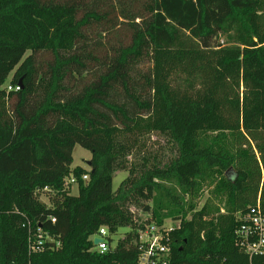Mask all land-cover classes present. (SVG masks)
I'll return each mask as SVG.
<instances>
[{
    "label": "trees",
    "instance_id": "16d2710c",
    "mask_svg": "<svg viewBox=\"0 0 264 264\" xmlns=\"http://www.w3.org/2000/svg\"><path fill=\"white\" fill-rule=\"evenodd\" d=\"M153 134L169 162L150 165ZM75 145L89 172L71 167ZM204 188L224 212H195ZM148 201L138 222L130 208ZM258 201L264 0H0V264H137L140 229L169 218L171 264H264L236 236ZM101 227L111 244L128 232L100 254ZM39 229L45 251L32 252Z\"/></svg>",
    "mask_w": 264,
    "mask_h": 264
},
{
    "label": "built area",
    "instance_id": "2783aa9c",
    "mask_svg": "<svg viewBox=\"0 0 264 264\" xmlns=\"http://www.w3.org/2000/svg\"><path fill=\"white\" fill-rule=\"evenodd\" d=\"M9 86L7 90H12ZM16 91L20 89L19 86L14 88ZM68 179V178H67ZM66 179V188L69 189L72 185L77 184L76 179L71 176L69 180ZM83 181H88L89 176L83 175ZM44 191H48L45 189ZM135 215V211H131ZM223 212V211H222ZM142 214V213H140ZM144 216L135 217L140 222ZM55 223V220L52 219ZM169 223V224H167ZM239 223L236 230L238 246L250 258L255 256L264 257V209L260 206L259 201L256 205L249 208L243 215L239 216ZM180 228V221H172L166 219L161 223L146 224L140 229L137 239L138 258L137 264H171L173 243L172 233ZM98 239L100 242L94 245L95 251L100 254H105L114 246L111 244V236L106 227H101L92 242ZM30 250L32 252L45 251L43 236L41 230L35 235L34 241L30 242Z\"/></svg>",
    "mask_w": 264,
    "mask_h": 264
},
{
    "label": "rangeland",
    "instance_id": "374dc122",
    "mask_svg": "<svg viewBox=\"0 0 264 264\" xmlns=\"http://www.w3.org/2000/svg\"><path fill=\"white\" fill-rule=\"evenodd\" d=\"M10 80L7 82L5 85V89H8ZM145 144L146 147L144 150L147 156L150 157V165H154V162L156 163H161L164 164L166 162H169L173 157L174 154L172 152V146H170L168 139L160 134H153L152 136L148 137L145 139ZM137 156L134 157H128L129 164H138L137 167L140 168L142 165L141 159L144 157L142 156L143 154L140 155V153L137 152ZM91 160V152L82 148L80 145H75L73 154H72V168H81L87 172L91 170V168L88 166V162ZM129 172L127 171H122V172H117L116 175L114 176L113 179V184L112 188L113 191H116L122 182L129 177ZM69 178L67 179V181ZM168 188H174L173 184H167ZM70 194L73 196L78 195V186L77 184L72 185L69 190ZM178 192V191H177ZM52 194L50 193H41L40 194V199L45 202L47 205H50V196ZM188 198H186V202H188ZM212 202L216 206L220 207L221 212L225 210L223 203H221L219 200L216 198H213L211 195V189L209 188H204V190L201 193V196L199 198L195 199V202L197 203L195 212L199 211L202 209V207L207 203V202ZM144 205H147L146 207H151L153 206L152 201L145 202ZM131 211H135V217H140V215L145 216L144 210L141 208L137 207H131ZM142 213V214H140ZM191 213H188L187 215V220L191 218ZM147 217V216H146ZM170 219V218H169ZM169 224V223H167ZM128 232L127 229H121L117 236L113 238V245H116L118 240H120L126 233Z\"/></svg>",
    "mask_w": 264,
    "mask_h": 264
},
{
    "label": "water",
    "instance_id": "95a60500",
    "mask_svg": "<svg viewBox=\"0 0 264 264\" xmlns=\"http://www.w3.org/2000/svg\"><path fill=\"white\" fill-rule=\"evenodd\" d=\"M88 166H89V167L91 166V163H90V162H88ZM148 211H149V207H147V208L145 209V212H148ZM99 242H100V241H99L98 239H95L94 242H93V244H94V245H97Z\"/></svg>",
    "mask_w": 264,
    "mask_h": 264
}]
</instances>
